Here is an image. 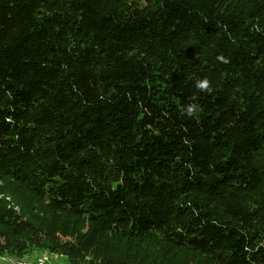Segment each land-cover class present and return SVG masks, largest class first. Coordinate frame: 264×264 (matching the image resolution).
<instances>
[{"label": "trees", "instance_id": "trees-1", "mask_svg": "<svg viewBox=\"0 0 264 264\" xmlns=\"http://www.w3.org/2000/svg\"><path fill=\"white\" fill-rule=\"evenodd\" d=\"M33 252L264 264V0H0V263Z\"/></svg>", "mask_w": 264, "mask_h": 264}, {"label": "bare ground", "instance_id": "bare-ground-1", "mask_svg": "<svg viewBox=\"0 0 264 264\" xmlns=\"http://www.w3.org/2000/svg\"><path fill=\"white\" fill-rule=\"evenodd\" d=\"M57 254L53 253H47L43 252L40 255H38L34 260H24V259H19V260H12V259H6L10 264H52V259L56 258ZM45 258V259H43Z\"/></svg>", "mask_w": 264, "mask_h": 264}, {"label": "rangeland", "instance_id": "rangeland-1", "mask_svg": "<svg viewBox=\"0 0 264 264\" xmlns=\"http://www.w3.org/2000/svg\"><path fill=\"white\" fill-rule=\"evenodd\" d=\"M6 199L9 201V203H10V205L16 210V211H19L20 212V202H18L16 199H13V198H11V197H9V196H6ZM36 254V252H33V254L32 255H29L28 257H26V258H24V260H30V261H32V260H34V257H37V256H34ZM0 264H10L6 259H4L3 261H2V263H0Z\"/></svg>", "mask_w": 264, "mask_h": 264}, {"label": "clouds", "instance_id": "clouds-1", "mask_svg": "<svg viewBox=\"0 0 264 264\" xmlns=\"http://www.w3.org/2000/svg\"><path fill=\"white\" fill-rule=\"evenodd\" d=\"M197 88L201 89V90H204V89H207L209 87V82L205 79V80H202V81H198L197 82ZM194 110V107L193 106H188V114H192Z\"/></svg>", "mask_w": 264, "mask_h": 264}, {"label": "crops", "instance_id": "crops-1", "mask_svg": "<svg viewBox=\"0 0 264 264\" xmlns=\"http://www.w3.org/2000/svg\"><path fill=\"white\" fill-rule=\"evenodd\" d=\"M54 263H55V264H65V263L63 262V260H58V261H55Z\"/></svg>", "mask_w": 264, "mask_h": 264}, {"label": "built area", "instance_id": "built-area-1", "mask_svg": "<svg viewBox=\"0 0 264 264\" xmlns=\"http://www.w3.org/2000/svg\"><path fill=\"white\" fill-rule=\"evenodd\" d=\"M43 259H45V258H43Z\"/></svg>", "mask_w": 264, "mask_h": 264}]
</instances>
